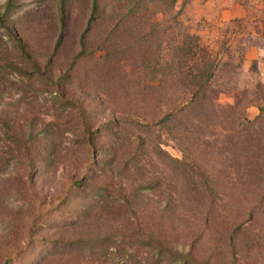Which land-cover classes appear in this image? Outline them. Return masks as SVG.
Wrapping results in <instances>:
<instances>
[{
	"label": "rangeland",
	"instance_id": "rangeland-1",
	"mask_svg": "<svg viewBox=\"0 0 264 264\" xmlns=\"http://www.w3.org/2000/svg\"><path fill=\"white\" fill-rule=\"evenodd\" d=\"M7 2L0 264H264V0Z\"/></svg>",
	"mask_w": 264,
	"mask_h": 264
},
{
	"label": "trees",
	"instance_id": "trees-1",
	"mask_svg": "<svg viewBox=\"0 0 264 264\" xmlns=\"http://www.w3.org/2000/svg\"><path fill=\"white\" fill-rule=\"evenodd\" d=\"M13 3H14V0H8L6 12H10V10H11V8L13 6ZM93 5H94V11H95L97 9L98 0H93ZM4 15H5V13L1 14V11H0V20L1 21H4ZM62 20H63V27H65L66 26L67 15H66V11H65L64 8H63ZM83 37H84V35H83ZM17 40H18V44L21 46V48L23 50H25L24 49L25 48V44L23 43L22 39L17 37ZM120 245L121 244H117V242L114 243V247L118 251L122 250ZM158 255H159L160 259H158L156 261V264H164V263H167V264H197V263L191 261L190 259H188L187 257H183L182 255H180L178 253L171 252L170 255H168V257H167V255L164 253V249H162V248L158 252ZM198 264H204V263L199 262Z\"/></svg>",
	"mask_w": 264,
	"mask_h": 264
}]
</instances>
